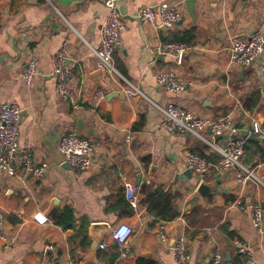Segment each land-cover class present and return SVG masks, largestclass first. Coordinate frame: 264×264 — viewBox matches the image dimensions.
Listing matches in <instances>:
<instances>
[{
  "label": "crops",
  "instance_id": "0c3cea01",
  "mask_svg": "<svg viewBox=\"0 0 264 264\" xmlns=\"http://www.w3.org/2000/svg\"><path fill=\"white\" fill-rule=\"evenodd\" d=\"M187 1L118 0L126 30L114 62L143 93L128 96L123 79L95 68L90 47L100 44L107 13L103 0H0V102L21 106V147L29 146L35 161L47 165L39 178L21 180L0 174L2 228L12 241L5 248L0 240V264H103L98 251L118 250L111 232L123 225L133 228L131 252L116 264H177L172 249L180 233L188 238L191 264H208L215 249L223 252V264H242L235 239L247 243L258 263L264 264V228L256 230L248 209L253 202L264 206V165L256 164L257 159L244 160L261 181L250 180L245 186L237 183L233 171L212 172L206 181L214 189L204 200L184 155L196 151L212 161L220 155L193 134L169 133L158 107L175 100L200 116H229L239 134L264 142L251 132L255 122L264 130V74L259 60L249 67L237 66L228 50L235 36L247 39L256 31L264 34V0H194L193 13ZM159 2L178 3L184 20L157 27L137 19L141 6ZM190 30L196 38L183 57V53L174 58L156 54L157 44ZM65 39L74 65L72 84L82 104L78 110L57 94L52 75V56ZM34 53L39 56L38 73L27 86L23 68ZM166 68L188 82L182 93L174 95L157 84V73ZM99 87L106 99L95 104L92 93ZM69 130L95 142L88 170L62 162L58 144ZM129 131L134 135L127 143ZM204 135L225 146L226 135ZM128 183L141 187L137 208L127 199ZM142 189L178 194L174 201L178 215L164 221L151 214ZM64 207L74 214V227L69 229L52 219V212ZM198 207L203 224L189 227L185 215ZM37 216L46 221L39 222ZM86 235L90 245L82 247ZM102 242L105 248L99 247Z\"/></svg>",
  "mask_w": 264,
  "mask_h": 264
},
{
  "label": "built area",
  "instance_id": "2783aa9c",
  "mask_svg": "<svg viewBox=\"0 0 264 264\" xmlns=\"http://www.w3.org/2000/svg\"><path fill=\"white\" fill-rule=\"evenodd\" d=\"M226 2L227 0H220ZM107 13L100 30V44L97 48H91L95 57V68L105 71L108 75H118L128 85L125 90L128 96L143 95V93L128 79L121 75L114 62V54L120 48L122 36L126 30L123 14L118 7V0H103ZM137 19L144 24L152 26L171 27L184 20L185 13L176 2H159L141 6L136 14ZM190 49L184 42L164 41L154 47L156 54L177 57ZM230 60L233 64L241 67L252 66L259 60L260 68L264 74V34L256 31L249 38L244 39L235 36L228 46ZM52 75L56 82L57 94L66 101L73 110L82 106L79 91L73 86L74 65L69 60V39H65L62 48L52 56ZM39 56L30 55L23 68L22 77L27 86H31L38 73ZM157 84L166 91L177 95L182 93L188 82L180 77L173 69H162L156 76ZM95 104L106 99V93L102 87L96 88L93 93ZM163 113V126L169 133L193 134L204 140L210 150L220 155L219 160L212 161L205 155L196 151H187L184 160L187 168L193 172L199 183L205 181L212 173L220 174L233 171L238 184L245 186L248 181L258 177L255 169L248 166L243 159L247 134H239L238 129L229 116L208 117L194 114L188 108L175 100H169L164 106H158ZM23 110L15 101L0 102V174L7 177H15L21 180L27 176L39 178L47 170L45 163H37L29 146L21 147V120ZM209 132L213 138L227 136L225 146L205 137ZM251 132L259 138H264V130L257 122L253 123ZM133 131L125 135V141L130 143L133 139ZM95 150V142L92 138L83 136L75 130L63 133L58 144V152L62 162L70 167L85 171L92 165V156ZM138 184H126V196L133 208L139 204ZM241 208L246 210L244 205ZM254 227L258 232L264 228V206L260 202H253L248 206ZM39 222H45L44 216H37ZM5 220L4 211L0 205V240L5 248L12 245L8 232L2 228ZM133 228L123 225L111 232L113 240L118 244L119 258H127L131 252V237ZM160 237L166 240V235L161 232ZM105 248V243L99 244ZM234 247L243 264H259L254 250L245 242L235 239ZM173 257L177 264H191L188 238L180 233L176 236L172 249ZM224 254L220 249H215L208 264H223Z\"/></svg>",
  "mask_w": 264,
  "mask_h": 264
},
{
  "label": "trees",
  "instance_id": "16d2710c",
  "mask_svg": "<svg viewBox=\"0 0 264 264\" xmlns=\"http://www.w3.org/2000/svg\"><path fill=\"white\" fill-rule=\"evenodd\" d=\"M196 38V33L194 30L184 31L182 34L177 35L175 39L171 41L184 42L188 46H192ZM257 103L258 98H254ZM220 156L213 160H218ZM243 159L247 162H252L256 160V164L261 163L264 165V142L249 138L245 143V152ZM146 193L144 202L148 205V211L154 216L158 217L164 221L173 220L178 215V209L174 203L178 194H173L172 192H163L161 190H156L153 192ZM202 208H195L191 213L185 215V219L189 227L198 226V224H203L201 221ZM53 222L64 229H69L74 227V214L70 207H64L61 209H56L52 212ZM225 228V227H224ZM196 231H194L195 234ZM229 234H232V232ZM193 236V235H190ZM90 245V239L86 235L82 241V247H88ZM75 256V255H74ZM119 258V250L104 252L103 250L98 251V259L103 264H116ZM243 264V263H242Z\"/></svg>",
  "mask_w": 264,
  "mask_h": 264
},
{
  "label": "water",
  "instance_id": "95a60500",
  "mask_svg": "<svg viewBox=\"0 0 264 264\" xmlns=\"http://www.w3.org/2000/svg\"><path fill=\"white\" fill-rule=\"evenodd\" d=\"M187 3L189 4L190 6V10L191 12L193 13V10H192V5L194 3V0H188ZM185 53H183L181 55V57L184 56ZM82 128V127H81ZM254 139H258L256 136H252ZM68 165V164H67ZM69 166V165H68ZM214 189V186L212 183H209L207 182L206 180L205 181H202L199 183L198 185V188H197V191H198V194L204 199L206 200L209 193ZM230 256V254H228V257Z\"/></svg>",
  "mask_w": 264,
  "mask_h": 264
}]
</instances>
